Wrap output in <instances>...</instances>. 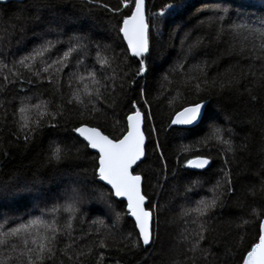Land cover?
<instances>
[{"label": "trees", "instance_id": "16d2710c", "mask_svg": "<svg viewBox=\"0 0 264 264\" xmlns=\"http://www.w3.org/2000/svg\"><path fill=\"white\" fill-rule=\"evenodd\" d=\"M104 3L115 7L119 0H103ZM172 0H148L147 12L151 18L152 13L159 11L165 4ZM190 5L181 15L173 18H166L159 32L152 29L151 54L148 57V72L143 77H135L138 68L135 58H131L121 63L117 69L121 74L128 75L124 80L123 90L117 89L118 102L114 108L102 107V113L97 119H86L78 114L82 111V106L68 104L70 98L69 77L78 69L75 67V60L72 65L61 73H55L53 83L49 84L48 74H42L40 78L32 76L26 70L20 69L24 73L15 84H9L6 91H0V102L4 106L0 107V237L3 232H7L13 227H17L22 222L41 216L45 220L54 217L59 225L63 227L68 222L69 214L61 209L58 213H51L54 204H63V192L72 186V182L80 178V174L86 171L89 179L92 176L93 155L90 149L85 150L83 145L76 142L75 134L71 128L81 121L88 122L92 126H99L106 134L119 135L124 118L129 111L130 101L138 100L143 104L144 99L148 100L142 110L151 112V119L145 124L146 135L150 127L154 126L157 131L151 133L148 140L147 162L142 164L137 171L145 174V190L153 198V202H158L161 208L158 211L159 218V238L150 247L145 249L131 248L132 240L126 241L128 248L124 251L111 247L108 250L95 249L91 241L93 237L81 240L77 247L85 245L94 247L92 256L84 260V264H95L98 252L105 253L103 264H170L173 256L185 259L181 255L184 249L178 244L181 233H191L197 227L193 223L197 214L191 212L184 215L185 210L196 207V202L201 198L211 199L213 192L211 189L216 181H223L224 172L230 169L232 186L236 189L233 194L226 192L227 185H224L219 192H223V206L217 207L206 219L215 231L209 233V241L215 238V242L209 245L206 241L204 247H211L212 264H236L235 259L228 257V248H239L241 251L252 241L256 235V226L249 224L242 228L235 225L242 219H251L250 213L253 208L264 209V190H261V180L256 173L264 175V89H253L251 95L258 97L253 102L250 94L244 89L248 86L245 81L239 92L231 94L225 93L223 97L208 96L209 115L213 117L207 125H201L193 133H174L167 128L169 114L174 108H178L185 101L177 97V92L183 93L187 97V102H191L197 97L193 92L186 91L182 87L183 80L191 73L192 66L200 59L207 58L210 61L218 57V64L209 69L211 77L233 62L232 58L225 55L226 45L211 44L195 57H189L183 68H178L183 63L184 52L187 44L191 43L198 36L207 35L201 30H195L197 23L195 16L196 9L201 6L202 0H182ZM212 4L234 7L235 13H240L243 6L250 0H209ZM37 4L41 8V19L35 20ZM51 7H44V5ZM91 7V6H88ZM88 7L82 5L81 0H25L24 2L0 3V58L4 59L9 68L12 62L21 56L27 55L33 48L37 47L46 39H60L67 41L68 37L76 31H83L90 35L94 41H102L111 44L117 54L120 53L119 39L110 27L109 17L111 14L105 13L101 9L91 12ZM244 18L255 21L258 13L256 10H247ZM23 14V20H17L16 16ZM234 20L238 15H233ZM118 17H114V23ZM24 30L21 31V27ZM56 29L50 32L49 28ZM192 31V37L185 41L184 47L181 41L185 33ZM126 46V45H125ZM67 45L57 46L53 50L51 59H55L60 54L58 50H66ZM48 58L47 54L46 57ZM85 59L87 65L95 63V49L90 50V54ZM37 66L42 67L37 61ZM99 68V66H96ZM259 66L257 65V68ZM176 71H172L173 69ZM246 68V66H245ZM13 72L16 69H12ZM247 70V68H246ZM83 72V67L79 69ZM8 74L7 70L0 71V83H3V76ZM105 75H111V70H107ZM167 76V80L165 79ZM135 78L136 83L130 85ZM10 79H15L10 75ZM31 79L33 83H27ZM120 82L119 80L117 81ZM75 86V81H73ZM59 91H56V89ZM145 90L146 95L140 97V89ZM28 97L30 100H25ZM63 97V100H61ZM26 103H39L40 101H50L49 110L56 111V105L64 104V116H57L52 123H58V127L53 129L44 126L35 136L27 149L24 148L23 133L19 132L18 122L20 119L19 107L21 101ZM31 115L35 117V110ZM252 121L249 123L248 121ZM119 121V124H117ZM220 124L225 128L232 129L231 139L236 146L235 157L231 153H225L223 149L227 146L217 144L213 139L207 145H200L197 142L204 136L210 134V125ZM20 137L18 140L17 137ZM225 138L228 134L225 133ZM161 143L163 159L159 153L154 151L156 140ZM53 141H63L72 147L73 152L80 149L81 155L78 160L72 163L48 164L47 153L49 145ZM185 145H194L198 151L184 153ZM247 145L246 148H242ZM7 153V155H5ZM207 155L211 163L205 170L194 171L185 169L183 165L186 159L194 155ZM225 159L228 164H225ZM167 165V175L169 179L165 181L161 172L164 165ZM223 170V171H222ZM175 174V175H173ZM193 181L198 183L192 192H185L186 186H190ZM163 185V187H159ZM254 188L255 195L249 194V189ZM116 199V198H114ZM115 211L121 212L123 209L115 205ZM77 218L72 221L74 233L79 237L82 232H94L98 227L92 224L93 220L103 219L107 225H111L115 219L111 210L103 203L92 200L80 205ZM103 231V229H101ZM117 238L127 235L132 231V223L129 217H124L114 229ZM243 237V244L240 239ZM63 241L59 247L63 248ZM123 247V245H121ZM87 251V248H84ZM5 249L0 248V261L5 259ZM187 255H191L188 253ZM73 264L66 257L57 253L56 259L50 264ZM15 264V262H13ZM186 264L191 261L186 260ZM196 264H209L208 261L198 259Z\"/></svg>", "mask_w": 264, "mask_h": 264}, {"label": "snow or ice", "instance_id": "6c2138e0", "mask_svg": "<svg viewBox=\"0 0 264 264\" xmlns=\"http://www.w3.org/2000/svg\"><path fill=\"white\" fill-rule=\"evenodd\" d=\"M82 5L88 7L91 12L93 8L101 9L105 13L111 14L109 17L110 27L115 31L120 45V53L117 54L111 44H105L102 41H94L90 35L83 31H76L64 41L57 36L56 40H44L37 47L33 48L27 55L21 56L18 60L12 62V68H9L4 59L0 58V71L7 70L8 74L3 76V83H0V91H6L9 84H15L16 80L24 75L20 69H24L32 76L40 78L42 74H48L46 77L49 84L53 83L54 74L61 73L69 68L73 60L77 72L71 73L69 77L70 98L68 104L82 106L79 112L80 117L86 119H97L102 113L101 105L107 108H114L118 102L117 89L123 90L124 80L127 73L117 71L121 63L131 58H135L138 68L134 74L135 77H143L148 72V57L151 54L152 29L157 32L161 30L166 18H173L181 15L190 5L182 0H172L165 4L159 11L152 13L151 18L147 12L146 0H119L115 7L104 3L103 0H81ZM35 20L41 19V8L37 4ZM51 7V5H44ZM234 7L223 6L221 4H212L209 0H202L200 7L196 9L195 16L197 23L195 30H201L207 35L198 36L191 43L187 44L184 52L183 63L177 67L183 68L188 62L189 57L197 56L201 51L215 43L216 45L225 44V55L232 58L223 72H217L216 76L209 75V69L218 64V57L213 60L207 58L200 59L192 66L191 73L183 80L182 87L186 91L193 92L197 97L191 102H187V97L183 93L177 92V97L182 98V103L178 108H174L169 114L167 128L172 129L174 133H193L201 125H207L213 117L209 115L208 102L206 97H223L225 93L231 94L239 92L245 81L248 86L244 89L250 94L253 102L257 101L256 95H251L253 89H264V0H250L243 8L247 10H256L258 13L255 21L244 18L245 12L242 8L240 13L233 11ZM233 15H238V19H233ZM118 17L114 23L112 18ZM17 20H23V14L16 16ZM24 30L22 25L21 31ZM49 28V31H55ZM193 35L192 31L185 33L181 41L182 48L185 41ZM67 45L66 50H58L60 54L55 59L51 55L57 46ZM126 45V46H125ZM95 49V63L87 65L85 59L90 54V50ZM46 54L48 58L46 57ZM42 67L37 66V61ZM99 66L97 68L96 66ZM257 65L259 66L257 68ZM247 70H246V68ZM83 67V72L79 69ZM12 69H16L13 72ZM107 70H111V75H105ZM172 71H176L174 68ZM10 75L15 79H10ZM167 80V76H165ZM120 81L119 83L117 81ZM75 81V86L73 84ZM27 83L33 81L27 79ZM133 78L130 82L135 84ZM56 91H59L57 88ZM140 97L146 95L143 88L140 89ZM25 100H30L26 97ZM21 101L18 111L20 119L18 122L19 132L23 133L24 148L27 149L35 139L36 134L44 127L57 128L58 123H52L57 116H64V104L56 105V111L49 110L50 101H40L39 103H26ZM63 100V97H61ZM148 100L144 99L143 104L138 100L130 101L129 111L124 118L119 135L106 134L99 126H92L88 122L81 121L71 128L75 134L74 139L77 143L83 145L85 150H95L93 155L92 176L89 179L86 171L80 174V178L72 182V186L66 188L63 192L65 203L54 204L51 213L55 214L63 210L69 214L68 222L61 227L58 220H45L43 211L41 216H36L27 222L20 223L17 227L3 232L0 237V248L5 249V259L0 264H50L55 261L57 253L66 257L73 264H84V260L92 256L94 247L85 245L77 247L81 240L93 237L91 243L95 249L108 250L116 247L119 251L128 248L126 241L132 240L131 248L138 249L144 247L147 249L159 238V218L158 211L161 205L153 202V198L145 190V174L137 171L142 164L147 162V146L151 133L156 132L154 126L150 127L146 135L145 124L151 119V112L142 110L148 105ZM0 102V107H3ZM35 110V117L31 115ZM264 116V113L261 114ZM252 123V121H248ZM119 124V121H117ZM210 127V134L204 136L197 143L207 145L211 140L217 144L227 146L225 153H231L233 158L236 153V146L231 139L232 129L225 128L220 124L213 123ZM225 133L228 138H225ZM19 140L20 137L18 136ZM247 145H243L246 148ZM154 151L158 152L163 159L164 153L161 151V143L157 139L154 145ZM198 151L194 145H185L184 153ZM264 151V148L261 149ZM7 155V153H5ZM81 151L79 148L73 152L72 147L63 141H53L49 145L47 153L48 164L72 163L79 159ZM211 163L207 155H194L186 159L183 167L185 169L205 170ZM225 164L228 160L225 159ZM264 167V165H262ZM223 171V170H222ZM175 175V174H173ZM261 180V190H264V175L255 174ZM162 178L167 181V165L165 164L161 172ZM198 182L193 181L190 186H186L185 192H192ZM227 185L226 192L233 194L236 189L232 186L231 171L224 172L223 181H216L211 189L213 196L211 199L201 198L196 202V207L185 210L184 215L191 212L197 214L193 223L197 225L191 233H181L178 244L183 246L182 256L185 259H179L173 256L170 264H196L198 259H203L212 264L211 247L205 248V242L209 245L215 242V238L209 241V233L215 231L211 224L202 218L208 217L217 207L223 206V192L218 193ZM163 187V185H159ZM249 194L255 195L254 188L249 189ZM118 198V199H114ZM98 201L103 203L112 211L115 219L111 225H107L103 219L93 220L92 224L98 227L94 232H82L79 237L73 235L74 228L72 221L77 218L76 214L80 211V205L89 201ZM115 205H119L123 211L116 212ZM251 219H242L236 224L237 228L245 227L249 224L256 226V235L252 241L241 251L239 248H228V257L235 259L236 264H264V209L253 208L250 213ZM131 218L132 231L127 235L117 238L114 229L124 218ZM3 226L0 225V228ZM103 229V231L101 230ZM63 241V248L59 245ZM243 244V237L240 239ZM123 245V247H121ZM87 248V251L84 248ZM191 253V255H187ZM105 253L98 252L95 264H103ZM63 264V260H61ZM119 264V262H117Z\"/></svg>", "mask_w": 264, "mask_h": 264}, {"label": "water", "instance_id": "95a60500", "mask_svg": "<svg viewBox=\"0 0 264 264\" xmlns=\"http://www.w3.org/2000/svg\"><path fill=\"white\" fill-rule=\"evenodd\" d=\"M24 1L25 0H0V3L1 4H7V3H10V2H24ZM147 1L148 0H146V8H147ZM90 150L95 153V150H92V149H90ZM190 170L200 171V170H196V169H190ZM116 199H118V198H116Z\"/></svg>", "mask_w": 264, "mask_h": 264}]
</instances>
